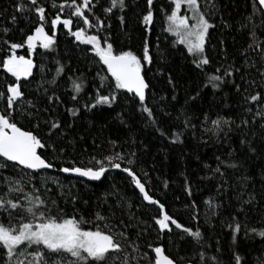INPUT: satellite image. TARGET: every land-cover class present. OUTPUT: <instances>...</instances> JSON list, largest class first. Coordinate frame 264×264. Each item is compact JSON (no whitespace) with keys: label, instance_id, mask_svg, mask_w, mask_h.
<instances>
[{"label":"snow or ice","instance_id":"obj_1","mask_svg":"<svg viewBox=\"0 0 264 264\" xmlns=\"http://www.w3.org/2000/svg\"><path fill=\"white\" fill-rule=\"evenodd\" d=\"M250 3L253 11L240 22L239 30L247 32L248 42L239 51V63L225 52L220 66L209 70L212 58L206 43L210 29L217 27L212 20L218 11L216 4L207 0L202 10L199 0H169L164 31L186 48L193 71L202 77L190 93L186 92L185 104L174 121L172 113L164 109L175 107L171 105V101H177L175 94L170 100L160 98L164 107L159 118L146 102L153 87L147 72L154 60L148 39L154 22V0H145L139 17L145 33L139 55L131 48L115 47L116 40L107 23L117 10L125 12L129 7L126 0H15L11 26L0 24V71L4 74L0 86V215L8 218L7 224L0 222V264H224L219 239L209 243L212 238H206L200 227L185 226L150 194L146 187L148 173L141 175L135 169L137 154L130 151L132 144L125 149L118 140L105 138L97 144V138H93L91 147L100 158L93 155L88 161L90 166L78 160L88 152L81 143L88 138L80 135L81 121L91 115L126 125V106H130V112H140L147 125L173 145L185 143V129H190L194 137L199 133L198 143L207 145L211 141L221 149L227 144L224 158L214 157L215 168L205 164L210 172L205 178L219 180L218 196L230 188L234 195H229L227 205L215 197L204 200L206 223L211 226L212 219L222 215L220 210L230 207L227 218L220 221L231 238L228 264H248L239 250L240 239H264V167L259 171V191L254 188L253 176L242 171L249 161L264 160V38L258 35V30L264 32V0ZM183 6L190 16L181 14ZM160 10H165L163 4ZM119 19L123 24L125 16ZM20 21L25 27H16ZM221 26L232 27L223 17ZM17 32L18 40L12 38ZM61 32L74 38L72 43L86 58L91 53L95 67L91 80L82 72L67 74L72 70L62 62L58 51ZM21 50L24 54H20ZM37 56L42 58L39 65ZM48 57H53L57 65L50 79L44 62ZM37 68L39 83L34 72ZM61 80L70 84V92L62 90ZM167 83L175 93L178 82L171 74ZM206 91L213 99L205 109L201 102ZM233 94L239 97L235 102L239 111L221 115L226 109L232 110ZM66 96L70 107L65 106ZM213 109L215 118L211 115ZM94 126V120H88L84 133ZM233 135L238 141L236 147ZM111 169L126 174V180L138 190L137 199L146 204L133 203L113 186L89 211V200L66 189L59 178L64 174L65 179L75 176L103 183ZM229 169L240 173L235 188L224 179ZM184 190L192 198L185 202L184 211L189 220L199 223L200 208L187 177ZM111 197L115 199L110 202ZM59 200L71 205V212ZM148 206L156 210L149 216L151 223L133 211ZM254 212L260 216L256 226H250ZM152 232L155 238L149 241ZM176 239L192 244L193 254H171L170 247L179 251ZM213 248L215 251L209 255ZM256 264H264V252Z\"/></svg>","mask_w":264,"mask_h":264},{"label":"trees","instance_id":"obj_2","mask_svg":"<svg viewBox=\"0 0 264 264\" xmlns=\"http://www.w3.org/2000/svg\"><path fill=\"white\" fill-rule=\"evenodd\" d=\"M169 0H154V22L151 26V33L148 35V39L151 42V53L153 55V64L149 67L151 71L147 72V78L153 85L151 92L148 93L147 103L153 106L157 117L163 116L160 111L164 107V102L160 101V98L167 97L170 100L171 96L175 94L177 101H171V105L175 107H167L164 110L172 113L173 120L175 121L176 115L182 110L186 92H191V89L195 87L196 83H199L202 77H198L196 72L193 71L194 65L191 64V57L188 56L186 48L183 45L175 43L176 37L170 33L164 31L166 28V11ZM202 10L207 3V0H199ZM217 6V14L212 17L214 23L217 24L215 29H210V40L206 43L207 54L212 58V63L208 66L209 70H213L214 67L220 66L225 60L224 53L227 52L230 57L235 58L239 63V51L242 47L247 46L248 37L247 32L239 30L240 22L243 21L244 17L253 11L250 0H213ZM128 8L125 9L124 13L117 10L116 15L107 21L111 25L110 31L116 40L115 47L123 46L126 50L131 48L138 55L142 54L141 42L145 36L143 25L140 23L139 17L145 8V0H126ZM15 0H0V24L10 25V18L14 12ZM164 5L165 10H160L161 5ZM139 5V7H137ZM210 7V5H208ZM126 13V14H125ZM125 16V21L121 24L119 17ZM221 17L227 20L232 27L224 28L221 26ZM259 21L257 20V23ZM19 28L25 27L23 21L16 26ZM258 35L264 38V32L258 30ZM13 39H19L20 34L17 32ZM74 38L66 37L62 32L59 33V54L62 58V62L67 64L72 70L68 72V75L75 73L80 75L84 73L91 80L94 75L95 67L91 63V53L86 58L82 52L77 49L72 43ZM223 41V43H221ZM90 46L80 45V48ZM20 54H24L23 50ZM55 55V54H54ZM188 57L185 59V57ZM70 57V59H69ZM37 64L39 65L41 57L37 56ZM46 64V77L51 78L55 74L56 64L54 63L53 57L45 59ZM51 69V72L47 70ZM79 69V71H76ZM91 70V74L89 73ZM36 73V83L40 82L41 76L39 69H34ZM171 74L178 82L175 93L172 91V85L167 83V76ZM4 74L0 71V86L3 83ZM62 90L71 91L70 84H66L63 80L60 81ZM35 87V84L33 85ZM230 91V89H226ZM154 94V98H153ZM212 96L206 91L205 100L202 101L204 108H207V104L212 102ZM239 97L235 94L232 96L233 108L231 111L227 109L221 112V115L231 116L238 112L239 109L235 107V102ZM65 106L70 107L69 97H65ZM130 106L125 107V119L126 125L121 124L118 120H111L108 118L107 122L103 117H93L89 115L87 119L82 120L80 123V135H87V139L81 141L88 152L81 155L78 160L83 162V166H90L88 161L94 155L97 159L100 158V154L97 151H93L92 139L97 138V144L102 143L105 138L118 140L125 144L127 149L128 144H132L130 151H135L137 156V163L135 169L141 175L144 172L148 173L149 182L146 187L150 190V194L154 198L164 203L166 210L169 214L178 218L181 223L189 227H200L204 232L206 238L211 237L209 243L215 244L216 239L220 240V247L222 249L221 258L224 264H228L230 253L228 251L230 244V235L226 229L221 228L220 221L226 219L228 212L231 211L230 207L221 209V216L214 217L212 219V225L206 223L207 217L205 212L207 211L203 201L210 197H215L217 200L222 201L224 204H228L229 195L234 193L232 189H228L227 193L217 195L218 179H207L205 177L210 175V172L205 168V164L211 165L212 168L216 167L215 156H221L224 158V153L228 151L227 144L224 148H219L218 145L213 144L211 141L205 145L198 143L197 137L199 133L194 137L190 129H185V135L182 139L185 141L184 144L173 145L168 142L167 139L162 138L159 133L151 126L147 125L144 116L138 111H129ZM63 110V109H62ZM116 111H120L119 108ZM115 113H113L114 115ZM212 118H215V109L211 113ZM66 120L70 119L65 117ZM167 119V118H165ZM202 119V117H201ZM88 120H94L95 126L85 134L83 129L88 127ZM178 123V122H176ZM103 126V127H101ZM76 126L74 125V128ZM202 127V126H201ZM176 130V129H173ZM233 147H236L238 141L236 135H233ZM133 141L135 143H133ZM79 150V149H78ZM121 151L120 148L116 149ZM122 166H127L122 165ZM264 167V160L255 159L249 161L246 168L242 171L250 173L255 181L254 188L259 191L261 188V178L259 175L260 168ZM183 173V175L181 174ZM7 174V173H6ZM50 175H56L55 172H50ZM240 173H234L231 169L224 179L227 180L228 185H237V180ZM107 179L101 182L96 181H85L80 178L70 177L69 179L64 178V174H59V178L63 181L65 188H71L73 193H79L84 199L89 200V211L94 210L98 201L105 197L106 193L115 186L121 190L123 195L135 204H146L142 200L137 199V190L129 184L126 180V174L110 170L106 173ZM185 177H187L194 190V198L200 208V221L199 223L194 220H189L188 215L184 211L185 202L192 198L187 196L185 192ZM203 178V179H202ZM167 181V187L164 186V182ZM73 185H75L73 187ZM55 190V186L49 185ZM53 198H56L55 196ZM115 197L110 198V202ZM58 203L62 207H66L71 212V205H66L64 200H59ZM235 203V200H232ZM107 206L105 205V210ZM137 212L141 220L148 221L149 216L155 213V208L148 206L143 209H133ZM119 215V213H117ZM260 213L254 212L252 214V225L256 226V222L259 219ZM0 222L8 223V218L4 215H0ZM155 238V232H152L151 236H148L149 241ZM175 239V238H174ZM162 243L168 244L167 241ZM176 243L179 245V251L175 247H170V252L173 255L178 256H190L193 254V245L185 243L179 239H176ZM239 250L241 255H244L248 264H256L257 257L264 252V239L256 236L250 239L241 238L239 241ZM215 249H211L209 255L214 252Z\"/></svg>","mask_w":264,"mask_h":264},{"label":"rangeland","instance_id":"obj_3","mask_svg":"<svg viewBox=\"0 0 264 264\" xmlns=\"http://www.w3.org/2000/svg\"><path fill=\"white\" fill-rule=\"evenodd\" d=\"M181 14H187V15H189V16L191 15L190 12H187V11H186V6H183V7H182ZM189 22L192 23L191 20H190ZM166 27H167V24H166ZM171 35H172V34H171Z\"/></svg>","mask_w":264,"mask_h":264},{"label":"water","instance_id":"obj_4","mask_svg":"<svg viewBox=\"0 0 264 264\" xmlns=\"http://www.w3.org/2000/svg\"><path fill=\"white\" fill-rule=\"evenodd\" d=\"M111 170H114V169H111ZM115 171H119V170H115ZM72 177H75V176H72ZM75 178H77V177H75ZM80 179H83V180H85V181H88L87 180V178H80ZM138 191V190H137ZM146 203V202H145Z\"/></svg>","mask_w":264,"mask_h":264}]
</instances>
